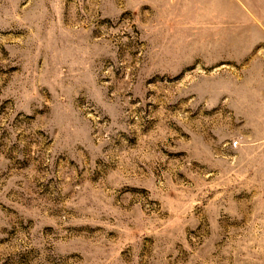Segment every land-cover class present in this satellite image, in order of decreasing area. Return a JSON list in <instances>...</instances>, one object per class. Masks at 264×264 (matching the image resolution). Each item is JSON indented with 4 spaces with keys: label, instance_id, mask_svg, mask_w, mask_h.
Wrapping results in <instances>:
<instances>
[{
    "label": "rangeland",
    "instance_id": "rangeland-1",
    "mask_svg": "<svg viewBox=\"0 0 264 264\" xmlns=\"http://www.w3.org/2000/svg\"><path fill=\"white\" fill-rule=\"evenodd\" d=\"M0 264H264V0H0Z\"/></svg>",
    "mask_w": 264,
    "mask_h": 264
}]
</instances>
